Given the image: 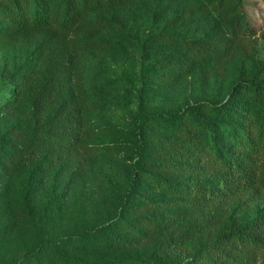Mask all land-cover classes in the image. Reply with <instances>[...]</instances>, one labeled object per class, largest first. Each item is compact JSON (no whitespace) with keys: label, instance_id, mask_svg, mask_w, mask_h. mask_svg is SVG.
Here are the masks:
<instances>
[{"label":"rangeland","instance_id":"obj_1","mask_svg":"<svg viewBox=\"0 0 264 264\" xmlns=\"http://www.w3.org/2000/svg\"><path fill=\"white\" fill-rule=\"evenodd\" d=\"M200 4L211 11L201 9ZM214 6L215 0H137L123 8L92 12L89 20L103 23L98 30L48 32L43 46L38 45L42 37L37 32L0 39V83L28 62L32 53L54 50L60 56H73L70 87L83 117L77 147H69L47 167L38 158L12 175L0 177V194L5 196L0 212L4 214L2 208L6 207L0 230L7 226L4 235L0 232L1 260L18 263L45 242L91 234L118 218L134 220L141 215L175 220L130 248L132 257L142 259L195 261L225 230L246 233L250 227L256 233L264 231V193H247L214 204L188 203L185 196L143 183L138 189L141 196L126 203L139 170L155 160L150 147L166 136L159 126L141 127L143 115L180 111L201 100H224L240 74H249L255 59L264 60V0H244L255 33L235 46L221 73L214 61L185 70L173 64L185 50L169 38H207L214 25L224 24ZM31 103L29 98L14 111L1 112L0 135L12 136L7 150L22 145L38 124H46V118L53 115L47 116ZM13 128H20L17 135L11 132ZM143 143L147 152L140 157ZM34 170L37 183L28 193L27 181ZM26 202L31 204L34 220L19 221L15 213ZM100 236L95 237L103 239ZM71 247L78 248L74 243ZM78 253L89 261L105 259ZM41 259L48 262L50 257ZM263 261L264 251H260L258 263Z\"/></svg>","mask_w":264,"mask_h":264},{"label":"trees","instance_id":"obj_2","mask_svg":"<svg viewBox=\"0 0 264 264\" xmlns=\"http://www.w3.org/2000/svg\"><path fill=\"white\" fill-rule=\"evenodd\" d=\"M136 1L0 0V39L14 33L37 32L42 37L38 45L43 46L48 32L56 35L78 28L98 30L103 23L91 22L92 12L123 8ZM215 2L214 7L220 11L224 24L214 25L209 37L169 38L185 50L173 63L179 64L181 70L214 61L221 73L235 46L250 40L255 33L245 12L244 0ZM199 7L208 13L211 11L204 4ZM30 56L28 62L0 83V114L14 111L30 98L36 109L43 110L47 116L51 112L53 115L46 118V124H38L22 145L10 150L6 148L12 136L0 135V177H8L38 158L39 163L47 167L56 156L77 147L82 140V106L70 87L74 57L60 56L54 50ZM152 125L161 127L166 136L158 140L156 147H150L155 160L139 170L126 203L141 196L138 189L143 183L147 186L153 183L169 194L185 196L188 203L214 204L247 193H264V60L255 59L251 72L240 74L226 99L201 100L183 110L162 115L144 114L141 127ZM18 129H12L13 135H17ZM146 152L143 143L139 148L140 157ZM35 171L27 181L28 193H32L37 183ZM4 198L0 194V202ZM30 206L26 202L17 210L15 215L19 221L34 220ZM2 210L5 214L6 207ZM4 214L1 211L0 217ZM173 221L165 216L118 218L96 227L91 234L68 236L69 239L61 242H45L42 248L35 246L18 263L3 261L0 257V264H264V261L258 263L259 253L264 251V231L256 233L250 227L246 228V233L239 229L221 232L213 243L203 248L195 261L142 259L130 255V248L144 241L151 232L168 228ZM6 228L0 232L5 233ZM98 234H102L103 239L96 238ZM73 243L77 249L71 247ZM79 251L105 259L101 262L90 258L89 261ZM45 255L50 257L48 262L41 259Z\"/></svg>","mask_w":264,"mask_h":264}]
</instances>
